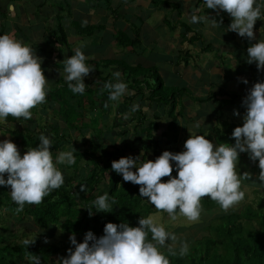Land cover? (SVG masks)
<instances>
[{"label":"crops","instance_id":"0c3cea01","mask_svg":"<svg viewBox=\"0 0 264 264\" xmlns=\"http://www.w3.org/2000/svg\"><path fill=\"white\" fill-rule=\"evenodd\" d=\"M56 1L59 5L51 7ZM168 1L171 6L154 7L150 0H110L111 10L116 11L112 13L105 8L103 0H50V4L44 7H41L42 0H0V29L2 24L5 28V32L0 34H8L30 46L33 52L36 51L42 59L41 67L48 79V88L53 89L59 83L66 82L64 67L60 65L65 63L70 54L74 55L78 48L87 57L86 64L100 62L98 67L89 65L93 70L85 77V91L89 90L90 96L99 105L110 107L104 111L105 125L109 128L101 134L102 139L99 141V151L116 153L113 157L106 155L109 162L113 161L112 158L119 160L127 156L138 157V162L145 161L146 158L140 156V146L147 142V129L149 135L153 131L157 138L163 140L161 145L155 142L154 146L158 149L146 153L148 160H155L172 145L174 150L168 151H183L184 143L191 134L206 136L217 124L215 117L218 110L224 122L230 126H242L246 111L242 101L256 82L264 81V70H258L255 63L246 62L247 48L264 39V20H257L254 25L255 39L249 40L234 31H227L233 18L227 12L208 9L204 0ZM62 11L69 14L62 21L67 31L65 47L53 42L46 32L54 27L55 16ZM193 14L206 19L192 24L189 18ZM72 22L103 28L81 35L75 33ZM214 23L216 26H213ZM114 31L123 33L126 40H122L123 44L117 41ZM137 35L135 45H125L129 40H135ZM112 60L130 67L155 68L165 87L180 91L175 93L174 119L168 116L165 106H157L149 99L148 89L144 86V94L138 92L139 89L128 87L127 93L118 101H110L109 90L105 88V83L99 82V78L109 73L116 82L113 73L119 71L123 81L126 74L119 66L107 68L102 63ZM244 78L247 84L242 82ZM139 80L142 82L144 77ZM149 84L154 85L152 80ZM134 104H138L140 109L132 112ZM234 111L240 115H235ZM95 112L99 113L98 110ZM172 120L174 126H171ZM103 125L100 119L99 127L103 129ZM120 127L126 129L120 131ZM175 129H178L175 143L167 144L166 139ZM233 130H221L225 132L222 142L219 140L221 135L212 137L210 141L214 145L235 143L234 138L226 139L232 137ZM246 161L249 162L248 159L239 158L238 165L243 168ZM254 165L258 166V160ZM172 175H178L175 168ZM120 177L123 181L122 175ZM168 179L162 178L163 181ZM253 181L259 189H264V184L255 180V177ZM249 184L253 182L242 179L241 187L246 195V186ZM215 207L210 209L214 210ZM205 209L202 205V210ZM232 212L233 208L221 214Z\"/></svg>","mask_w":264,"mask_h":264},{"label":"clouds","instance_id":"9594fccd","mask_svg":"<svg viewBox=\"0 0 264 264\" xmlns=\"http://www.w3.org/2000/svg\"><path fill=\"white\" fill-rule=\"evenodd\" d=\"M204 4L208 9L227 12L233 18L227 31L249 40L255 39L257 20H264V0H204ZM205 19L193 14L189 22L196 24ZM86 59L78 48L65 60L64 79L73 94L85 92V77L93 70L85 63ZM246 62L264 70V39L247 48ZM41 64L42 59L30 46L8 34H0V121L8 116L29 120L31 110L46 102L48 79ZM113 77L116 82L106 83L105 88L109 90V100L118 101L127 93L128 85L120 79L119 71ZM242 82L248 83L246 78ZM242 104L246 109L243 124L231 133L235 143L214 145L203 135L191 134L181 152L165 150L155 160L143 162H138V157H121L112 162L111 169L122 175L123 181L139 185V196L146 198L155 209L167 212L173 221L177 220V214L188 221H198L204 197L215 201L226 212L245 199L242 179L236 171L241 153H247L253 162L258 160L257 179L264 184V81L256 82L248 90ZM139 109L134 104L131 111ZM234 114L240 115L238 111ZM39 141L23 155L12 140L0 141V186H10L11 198L19 206L17 211H22L25 204L42 203L64 184L63 172L56 164L70 166L76 162L71 150L61 151L54 162L50 138L41 134ZM174 168L176 176L172 175ZM163 177L169 179L163 181ZM113 205L116 201H110L107 192L93 201L96 212H110L108 209ZM69 240L74 247L68 249L67 257L60 259L61 264H170L169 255L184 257L190 251L186 241H181L178 252L169 245V241L175 243L178 237L152 216L141 217L138 226L107 222L99 237L89 230L83 242H77L74 234ZM34 241L26 239L24 244L29 246ZM164 247L168 255L160 250ZM29 264H41V258L31 256Z\"/></svg>","mask_w":264,"mask_h":264},{"label":"trees","instance_id":"16d2710c","mask_svg":"<svg viewBox=\"0 0 264 264\" xmlns=\"http://www.w3.org/2000/svg\"><path fill=\"white\" fill-rule=\"evenodd\" d=\"M97 1V0H95ZM52 2V1H51ZM105 8L111 10L110 0H103ZM150 3L157 7L171 6L168 0H150ZM50 4V0H42L41 7ZM59 5L56 3L52 4L51 7ZM60 2V6H61ZM115 13V10H111ZM69 14L62 11L55 16V25L51 29L46 30L48 36L53 39V42L57 43L60 47L67 46V31L63 28V20L68 17ZM72 26L76 34H90L93 33L98 28H103V26H82L76 22H72ZM0 32H5V28L2 24ZM117 41L123 44V39L125 36L120 31H114ZM47 34V33H46ZM125 40V39H124ZM126 41V40H125ZM138 41V35L135 40H129L125 45H135ZM72 54H70L71 56ZM85 63H87L85 61ZM105 67L109 68L111 66H119L127 74H136L144 77V85L141 81L134 79L133 84L128 85L132 90L139 89L141 94H144L142 87H146L149 92V99L153 101L157 106H165L167 108V114L172 119H174V109L176 106V96L175 93H180L177 90L167 89L163 85L161 78L159 77L157 70L155 68L142 69L139 67H130L125 65L123 62H118L117 60L102 62ZM87 65L98 67L100 62H88ZM65 67V63L61 64L60 67ZM126 75V74H125ZM148 80H152L154 85L149 84ZM99 82L109 83L113 82L112 74H107V76L100 77ZM46 102L37 105L31 111L37 114L41 105L47 107V104L52 105L49 108L52 112L56 113L55 117L60 118L66 124H75L80 127H84V123L79 121V118L71 116L68 110V102L76 103V105H85V103L91 104V96L89 90L85 91L90 98L89 100L80 94V97L73 94L68 88L67 82L59 83V86L51 89L48 88ZM171 91V92H168ZM109 92V91H108ZM108 97V95H107ZM98 102V101H97ZM93 107V105H92ZM94 108V107H93ZM42 111V109H41ZM217 124L213 126L208 134L205 136L209 140L212 137L221 135L219 140L222 142L225 134L223 130L234 129L235 126H230L221 119V113H216ZM8 123H13L12 125H6L0 123V131L8 133L11 135L10 140H12L19 148H24L21 155L24 154L29 149L36 147L40 141L39 137L41 134L47 136V131L45 133L41 130L45 128L38 127L37 130H30V126H22L19 128L18 124L29 123L32 118L25 120L8 116L5 121ZM83 120V119H82ZM84 121V120H83ZM93 123L96 127L100 128L97 124V120L94 118ZM85 122V121H84ZM87 123V122H86ZM92 123V124H93ZM57 124L48 126L50 133V140L52 145L50 150L52 151L53 159L55 162L57 153L59 151H69L65 148V144L68 140H71L70 136L64 135V133H59L57 131ZM171 126H174V120H172ZM100 130H103L100 128ZM144 130V128L142 129ZM57 131V132H56ZM176 131V129H175ZM175 131L172 134H175ZM56 132V133H55ZM80 132V131H78ZM99 132L97 138H90L83 142L84 150L79 151L77 149H72L75 156V164H56L64 175V184L56 190H53L48 196H46L42 203L38 205L25 204L22 211H18V217L24 218L29 217L32 222L39 229H46L50 224H58L65 233L74 234L77 237L84 236L89 230L92 231L97 237L103 235V229L107 222L128 223L130 226H138L139 219L141 217H148L156 209L151 208L148 204L143 203V198L139 196V185H135L131 182H123L120 174H117L111 169V164L113 161L109 162L106 159V155L113 157L116 153H105L99 152V141L102 139ZM115 130L112 135H114ZM171 135L168 137L167 144L171 143ZM233 139V137L226 138ZM98 141L96 143L95 141ZM234 143V142H232ZM91 160V166L89 169V175L85 178L80 175V172L85 170L82 161ZM242 174V173H241ZM239 174L241 179L246 178V173H243V177ZM6 175V174H5ZM81 186H83L84 191H81ZM7 186H0V210L7 208L10 212H16L19 207L7 194ZM104 191V192H103ZM105 192L109 194V200L115 199L116 205L109 208L110 212H96L93 201L99 196L103 195ZM258 208L253 210L251 206L244 205L240 210H233L230 214H221L217 216L218 223L215 225H210V221L206 228L210 231H214L213 236H203L189 244V253L180 257L168 256L170 264H264V201L258 204ZM210 208L209 205L205 206ZM92 215H90V210ZM257 220V226L253 225L252 222ZM210 225V226H209ZM217 235V236H216ZM7 236V239L15 237L12 233L11 236ZM149 237L151 238L150 234ZM62 248L58 246L51 245H41L40 239L37 238L35 243L26 246L24 241L19 243H6L2 244L0 242V264H21L22 261H26L29 264V258L31 256L37 255L41 258V264H47L48 262H55L53 256L57 255L61 258L63 257ZM177 252L179 250H176ZM165 255H168L167 250L163 251ZM60 258V259H61ZM61 262V261H60Z\"/></svg>","mask_w":264,"mask_h":264},{"label":"rangeland","instance_id":"374dc122","mask_svg":"<svg viewBox=\"0 0 264 264\" xmlns=\"http://www.w3.org/2000/svg\"><path fill=\"white\" fill-rule=\"evenodd\" d=\"M140 77H141L140 75L136 76V74L134 75V74L126 73L123 81L124 82L126 81L127 85H131L133 84L134 79H137L139 81ZM121 80H122V77H121ZM148 82H150V80H148ZM168 92H171V91H168ZM75 95L80 97V94H75ZM81 95L86 97L88 100L90 98V96L85 92ZM90 102H91L90 105L87 102L85 103V105H76L75 101L71 102L70 100L68 102V110H69L70 115L76 118L80 117L79 121H82L84 123V127H80L75 124H66L64 121L60 120V118H56L55 117L56 113L52 112L49 109L51 108L50 106H52L50 104L49 105L47 104V107H43V105L39 106L42 109L41 111L42 114L39 112L40 111V108H39L37 114L32 113V121H30L29 123L21 124V125L18 124L17 126L19 128H21L24 125L30 126L31 127L30 130H34V129L37 130L38 127L43 128L45 126V128L41 130L44 133L45 131H47V136L51 138L50 133L48 132L50 128L48 124H51V126H54V124H57L56 130L59 131V133H64V135L71 137V140L69 139L68 142L65 144L64 149L72 151V149L75 148L79 151H82L84 150L83 149L84 146L82 145L84 141L90 140L91 137L97 138V135L99 132H104L106 131V129L109 128L108 125H105V119H104L105 112L104 111H106V109H109L110 107L105 108L104 106L99 105L97 100L93 98L92 96H91ZM92 105L94 108L92 107ZM96 110H98L99 112L98 114H96L95 112ZM94 118L97 120L98 125H100V119L103 120V124H104L103 130H100V128L95 126V124L92 121ZM58 119L60 120V122ZM0 123L6 124L9 126L10 125L14 126L13 123H8L7 120L0 121ZM50 129L53 130V127H51ZM125 129L126 128H123V127L119 128L120 131H123ZM0 133H3V134H0V141L5 140V139H10L11 137V135L8 133H4L2 131H0ZM175 133L178 134V129H176ZM146 134H147V138H146L147 142H145V145L142 144L140 146L141 148L140 156L148 159L146 157V153L149 152V150L158 149L159 147L155 148L154 146L155 142L158 145H161L163 140L161 138H157L153 134V131H151L149 135L148 129L146 131ZM170 138L172 142L169 144L172 145L176 141L175 134H171ZM141 140L144 141V138H142ZM167 140L168 138L166 139V141ZM95 142L98 143L97 140ZM148 142L149 144H147ZM23 149L19 148V151L21 152V154L23 152ZM167 150H174V146L172 145L168 147ZM60 152L61 151L57 153V156ZM100 154H101V150L96 155L99 156ZM240 158L248 159L249 162L247 161L244 162L243 168L237 165V168H236L237 174L239 175L242 173L241 176L243 177V173H246L245 179H249L250 182H253V184L251 185L249 184V186H246V188H248V192H247L248 195H246V198L239 205L235 206L233 210L238 211V208L242 206V203H243V206L249 205L252 207L253 210H255L258 208L259 206L258 204L264 201L263 187L259 189L258 188L259 186L256 185L255 181H253L254 177H255V180H258L257 176L260 172V168L259 166L254 165L255 162L249 159V156L247 153L241 154ZM82 162L84 164L85 170L81 171L80 175H82V177L85 178L89 175L91 160H89L88 162L87 161H82ZM253 165H254V168H251ZM247 171H249V173H247ZM5 178H7V174L5 175ZM7 187L8 188L6 192L8 196L11 198V194H10L11 188L10 186H7ZM255 188L259 190H256ZM143 203L148 204L151 208L155 209V207L151 205L148 202V200L144 198H143ZM201 205H204V206L209 205V207H213V206H216V207L214 208V210L210 208L202 210L200 219L196 222L188 221L185 217L179 214H177V220L173 221L171 220L167 212L160 211L157 209L153 213H151L149 216H152L155 222L162 224L166 228L167 231L174 233L178 237V240L175 243H173L172 241H169L168 244L174 247L176 250H179L181 241H186L188 244H190L193 241L200 239L203 236H210V235L211 237L213 236L214 231H210L208 227L206 228V225L212 220L213 221L211 222L210 225L213 226L216 223H218L219 218H217L216 215H218L219 213L220 214L223 213V211L220 209V206L215 201H212L208 197L202 198ZM252 224L257 226V220L255 219V221L252 222ZM12 233L15 234V237L7 239L6 235L11 236ZM70 235L72 234L65 233L60 227V225L58 224H50L46 229H39L29 217H26V216L24 218L18 217V211L10 212V210H7V208L5 207L4 209L0 210V242L2 244L12 243V242L19 243V242L25 241L26 239L36 241V239L39 238L41 245H51V246L55 245V246L61 247L63 257H67L68 249L71 248L72 246L69 240ZM75 237L77 239V242H83L84 236H81V237L75 236ZM46 239L48 241L47 243L45 242ZM150 239L151 238L149 237V240ZM160 250L163 252L167 250V247L161 248ZM53 257L55 258V262L53 263L48 262L47 264H61L60 256L55 255ZM21 264H27V263L26 261H22Z\"/></svg>","mask_w":264,"mask_h":264}]
</instances>
